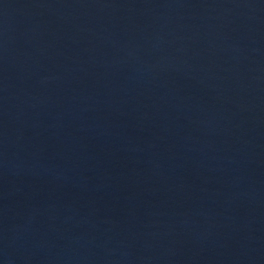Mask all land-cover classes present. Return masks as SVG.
Returning <instances> with one entry per match:
<instances>
[{
    "label": "water",
    "instance_id": "water-1",
    "mask_svg": "<svg viewBox=\"0 0 264 264\" xmlns=\"http://www.w3.org/2000/svg\"><path fill=\"white\" fill-rule=\"evenodd\" d=\"M0 264H264V0H0Z\"/></svg>",
    "mask_w": 264,
    "mask_h": 264
}]
</instances>
